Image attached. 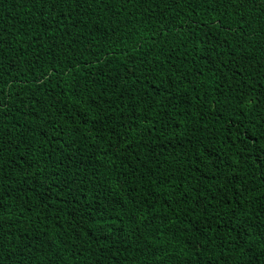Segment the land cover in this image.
Instances as JSON below:
<instances>
[{"label": "trees", "instance_id": "16d2710c", "mask_svg": "<svg viewBox=\"0 0 264 264\" xmlns=\"http://www.w3.org/2000/svg\"><path fill=\"white\" fill-rule=\"evenodd\" d=\"M0 264H264V0H0Z\"/></svg>", "mask_w": 264, "mask_h": 264}]
</instances>
